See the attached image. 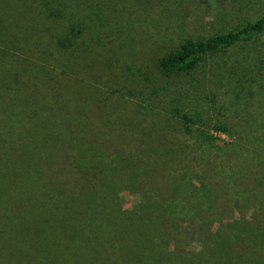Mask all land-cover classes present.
Segmentation results:
<instances>
[{"label":"rangeland","instance_id":"rangeland-1","mask_svg":"<svg viewBox=\"0 0 264 264\" xmlns=\"http://www.w3.org/2000/svg\"><path fill=\"white\" fill-rule=\"evenodd\" d=\"M262 14L264 0H0V264H92L84 254L75 262L57 258L61 245H80L63 241L62 224L51 216L58 203L73 204L70 160L84 161L86 153L62 138L70 134L110 155L100 166L120 182L116 215L142 205L155 215L189 174L225 186L218 209L225 222L242 228L263 219L264 34L206 57L189 74L164 76L157 66L186 40ZM139 103L151 111H138ZM175 109L194 119L192 134L208 132L214 143L187 137ZM239 166L243 182L231 175ZM78 195L84 224L94 201L88 190ZM181 206L171 224L218 228L210 215L217 208ZM182 235L172 236L170 250L197 258L206 251L202 233Z\"/></svg>","mask_w":264,"mask_h":264},{"label":"trees","instance_id":"trees-1","mask_svg":"<svg viewBox=\"0 0 264 264\" xmlns=\"http://www.w3.org/2000/svg\"><path fill=\"white\" fill-rule=\"evenodd\" d=\"M262 34H264V14L227 32L204 39L184 41L158 59V70L164 76L189 74L198 68L206 60V57L216 55L220 51L228 50L240 43L251 45L255 42L256 36ZM139 104V108L134 107L138 111H151L152 105ZM103 115L106 116V113ZM171 116L179 122L182 132L187 137L214 143L215 136L208 132L192 134L191 125L194 119L188 113L175 109ZM212 128L217 132L228 134V128L223 123H215ZM194 135L200 139L192 137ZM58 137L60 136L58 135ZM62 138H65L69 143H74L72 146H81L80 150L85 149L86 153L92 154L94 158L92 162L88 163L86 153L82 151L84 161L82 157L70 160L72 162H70L69 169L71 173L74 172L76 184V188H72L70 195L74 196L73 204L58 203L59 212L53 213L51 216L53 218L58 216V223L62 224L60 228L63 241L69 239L70 242H77V245H80L78 247L61 245L57 251L58 259L68 260L66 258H69L75 262L79 258L82 259L84 254L85 260L91 261L92 264H173L172 260L175 261V264H187L191 260L194 262L197 255L183 253L176 247L170 250L169 244L174 238L172 236H183L182 234L199 236L202 233L205 246L201 250L206 249V251L201 252L197 258V264L199 261L201 264H215V260L219 264H264V214L263 219L255 217L252 223L242 228H237L238 221L236 220L233 223L225 222L228 218L220 215L221 212L218 210L222 193H225L224 185L214 188L202 181V175L181 174L173 188L170 201L155 215V212L143 205L134 214L116 215L119 207L116 205L114 195L118 193L120 182L107 166L106 168L101 167V162H104L110 155L92 142L82 144V141H85L79 133L62 136ZM63 147L59 146V150ZM155 154H152L153 162ZM114 155L119 156V154L112 156ZM112 160L115 161V159ZM56 164H59V161H56ZM60 170L64 169L61 167ZM231 175L239 182H243V167H237ZM258 180L262 181V177L259 176ZM81 190L90 191L94 201V204H87L91 212L87 213L88 216L84 218L86 220L84 224L81 217L85 211H81L77 207L83 196L79 198L75 196H79ZM185 201H189L191 204L200 201L203 208L208 205L210 210L217 208L215 212L210 213L211 219L214 218L215 222L219 224L216 231L212 232L210 226L203 230H197L198 225L193 228L182 227L180 229V227L178 228L179 224H171V220H175L174 216L182 209L181 203H185ZM227 201L229 204L231 203L229 200ZM55 205L53 203L52 207L54 208ZM72 219L75 221L73 222ZM208 239L212 241L209 242ZM46 256L51 257L47 253L41 255L43 258Z\"/></svg>","mask_w":264,"mask_h":264}]
</instances>
